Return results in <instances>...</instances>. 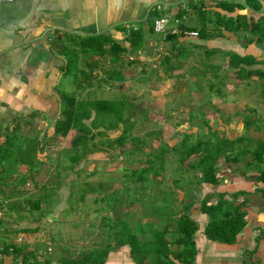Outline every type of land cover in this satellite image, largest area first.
I'll return each mask as SVG.
<instances>
[{
	"label": "crops",
	"instance_id": "crops-1",
	"mask_svg": "<svg viewBox=\"0 0 264 264\" xmlns=\"http://www.w3.org/2000/svg\"><path fill=\"white\" fill-rule=\"evenodd\" d=\"M216 1L222 0H12V2L0 4V144L3 142L5 132L17 127L21 135L39 137L41 151L45 148L44 153L39 152V154H44L43 159L41 158L44 161L45 158L48 159L47 157L50 156L47 151L54 148V141L51 142V139H56L52 137L53 127L55 122L61 118V96L68 95L77 101L122 99L123 93L120 86L123 85L109 80L108 90H114L115 86L119 85L116 91L110 92L112 97L104 99L79 98L78 95L82 88L78 84L77 78L63 75V67L66 62L65 55L70 50L66 39L69 40L70 44H73L74 48H78L79 42L84 38L97 36H107L123 43L126 38L125 32H122L123 25L132 23L140 26L145 32V42L144 46L138 51L135 61H145V63L140 62L139 67L141 69L147 71L152 67L156 71L155 80L153 81L151 80V70L146 74L141 72L140 77H138L144 88L142 93L136 94V96H140V101H144L147 94L150 93V96L152 98L156 97L157 101L164 102L167 96L172 101L177 102V105L179 102H185L186 99L190 101L191 99L190 103L194 106L195 103H202L203 97L205 98L203 103L205 104L207 101L206 105L208 106L210 104L208 100L211 97L199 94L201 90L199 85H206L210 92L215 93L214 96L220 97L222 95V82H224L226 73L230 77L236 78L235 70L228 67L226 53H233L241 58L245 56L254 58L257 61L256 64L243 66V68L246 72H264V43L257 44L255 39H252V43H247L249 32L240 31L233 34L223 31L222 37L207 39H200L199 36L185 38L181 34H168L173 37L170 40H163L157 34L149 35L146 32L149 30L147 22L152 21L156 16L160 17L162 15L160 12H152L151 8L161 4L170 6L163 14L180 18V25L176 26L172 23L169 30L178 28L180 31L197 32L196 29L200 28V22L197 19L194 7L200 8V6L207 14L211 10H217L227 17L236 18L237 15H243L247 18L248 23L251 19L257 22L260 18H264V2H262V10L258 13L249 9L227 13L213 8ZM233 2L243 4L244 1L234 0ZM185 3L190 10L180 17L178 14L183 11L181 4L185 5ZM191 15L194 20L188 25L185 20L187 17L191 18ZM192 23L194 25L198 23V26L191 25ZM207 26L209 30L212 29L211 24ZM107 47L106 45L105 48ZM96 60H98V57L93 56L94 62L92 63L94 67L97 66ZM148 63L152 65L150 66ZM94 71L99 72L97 69H94ZM246 72L243 79L236 78L238 89L241 92L244 90L246 92L257 86L260 97L264 99V93L262 92L263 80L255 75L246 77ZM73 73L75 74V72ZM128 81H130L129 84L132 83L131 80ZM69 82L73 86L71 91L67 88ZM125 83H128L127 80L123 82V84ZM250 83L255 87L250 86L249 88L248 84ZM217 88H219L218 92ZM96 91V88H92L88 93L93 94ZM210 92L206 91V94ZM192 97H195L196 102L192 100ZM237 104L238 107H243L245 102L242 100ZM200 108L199 106L196 109L200 111ZM252 112L254 113V111ZM202 113H193L197 114V117L200 116L201 121L199 124L206 122L202 119ZM253 115L255 117L252 119L256 120L258 116ZM193 118L189 113V119L186 122L189 125L193 124L192 121L195 120ZM82 121L85 125H87L86 122H90ZM206 123L209 125L208 122ZM227 127L225 124V128ZM196 129L199 131L198 127ZM215 129L211 128L212 131H217ZM28 132L29 134H27ZM183 132L185 131L182 130L181 134ZM236 132L238 131L228 134L225 131V134H221L220 137L234 140L237 138ZM71 133L75 134L70 131L65 138L58 136L59 139L67 141L66 149L69 148ZM44 142L46 143L45 146L43 145ZM50 157H53V155ZM217 163L222 165L220 161ZM242 165L245 166L244 163H239V166ZM226 169L222 168L218 171V184L215 186L202 184L201 187L197 188L195 183L194 185H187L188 178L196 182L191 176L176 177L172 180L175 181L181 178V187L173 190L177 193L179 202L183 200L187 193L195 202L188 212L189 217L197 225V231L194 235L196 248L194 264H264V198L258 191L264 190V185L257 183L256 178L258 175L253 171H246V168L236 173H231ZM250 174L252 175L250 176ZM200 176L199 174V178ZM160 179L162 180V178ZM113 187L108 189V193H115ZM237 192L246 193L247 203L244 207L246 225L237 236L236 242L227 245L208 240L203 234L208 218L199 212V203L213 193L233 194ZM40 195H44V193ZM101 195L103 196L102 193ZM101 195L97 194V198L98 196L102 197ZM215 200L214 195L211 197L209 204L214 203ZM42 205L43 203H41L39 211ZM141 209L143 208L141 207ZM109 211L113 215L112 206H109ZM112 215L111 217H113ZM3 221L1 222L2 230ZM35 234L39 235L35 231L27 234L30 236L28 237V245L32 243ZM48 237L49 239L54 238L51 235ZM2 239L5 242L14 240L8 239L6 236L4 238L2 236ZM55 239H57L56 242L54 240L46 242L49 246L51 244L56 245V254L49 256L52 264H58V259L64 251L69 254L70 251H73V249H69L70 247L60 248L58 246L69 245L67 240H64L65 243L61 244L59 236H55ZM84 239L85 244H83V241H80V243L86 246L88 242L85 234ZM95 241L96 239L93 243ZM113 242L107 240L104 244L101 243L103 246L107 244L114 246ZM28 245L21 247V249L24 248L29 252ZM117 248L108 253L105 264H135L131 259L129 247ZM31 250L33 251V249Z\"/></svg>",
	"mask_w": 264,
	"mask_h": 264
},
{
	"label": "trees",
	"instance_id": "trees-1",
	"mask_svg": "<svg viewBox=\"0 0 264 264\" xmlns=\"http://www.w3.org/2000/svg\"><path fill=\"white\" fill-rule=\"evenodd\" d=\"M233 1H216L213 8L227 13L245 9L258 13L262 10V2H264V0H243V4H240ZM194 11L200 22V28L196 29L200 39L222 37L223 31L233 34L244 31L249 32L247 43H252V39H255L257 44L264 43V18H260L257 22L251 19L248 23L247 18L243 15H237L236 18L227 17L217 10H211L207 14L202 6L200 8L194 7ZM184 14L185 11L183 10L178 15L181 17ZM209 24L212 25L211 30L207 26ZM147 25L149 30L146 32L152 35L154 33L152 21L147 22ZM123 31L125 32L124 29ZM172 38L171 35L165 37L167 40ZM144 42L145 32L138 26L137 30H131L126 35L123 43L107 36L88 37L79 42L78 48L80 54L85 58L93 56L100 58V56L107 55L112 63H119L121 60L132 63L135 62L134 58L144 46ZM106 45L107 48H105ZM65 56L63 75L75 78L73 71L76 69L77 53L69 50ZM225 56L228 57V67L235 70L237 79L245 77L246 70L243 66H251L257 63L254 58L248 56L241 58L233 53H226ZM252 75L264 82V72H246V77ZM106 78V81L122 84L120 73H110ZM218 91L219 88H217ZM262 92L264 93V87ZM132 110L133 105L127 98L112 101H77L68 95L61 96V118L54 124L52 137L65 138L70 131L75 133L70 139L69 150H66V158L70 162L68 169L74 170L79 162L92 151L89 147L97 148L98 144L92 142L95 135L100 137L98 143L104 147V151L115 148L122 149L128 142L135 145L145 144V140H139L131 135L134 125ZM82 120L90 121L89 126L83 124ZM202 124H190L173 147L161 145L157 150L147 154L145 168L123 175L124 182L133 185V189H125V199L130 200L128 205L132 206L141 202V199L137 197L128 198V191H135L138 184H140L141 191H145L146 183L154 185L156 177L162 176L166 154L171 155L179 163V168L176 169L178 175H181L184 170L187 172L196 171L201 175L200 178L196 179V182L188 178L187 185H194L195 183L197 188L201 187L202 184L217 185L216 164L221 159L230 164L244 163L246 171L255 172L258 175L256 182L264 185V117L261 120H252L249 116L243 117V125L246 127V131H249L252 125H256V131L263 133V138L255 140L243 135L234 140L223 138L219 136L217 131H212L206 122ZM201 126L205 127L206 130H203ZM196 127L199 128V131L193 133L192 129ZM118 130H121L120 135L115 139H109V133ZM40 146L41 142L38 136L21 135L17 127L5 132L3 142L0 144L1 193L11 187L15 189L19 185L33 181L40 173L47 161L46 158L42 161V155L39 154ZM247 155L251 157L252 161H246ZM19 167H25L27 171L21 175L18 181L12 182L11 179L12 177L16 178ZM58 168L59 163L56 170ZM109 183L108 186L98 183L95 187L86 184L87 188L82 189L80 200L83 201L86 193L101 192L103 196L96 201L108 203L115 211L118 205H122L119 204L122 201L118 200L114 193H108V189L111 187ZM180 183L181 178L172 181L173 188L181 187ZM258 191L264 198V190ZM159 193H161V201L164 206L161 213L152 212L157 219L156 223H148L145 226L139 225L136 233H134L133 227L123 219L111 221L103 218L101 227L110 228L106 238L112 239L117 247H129L131 259L135 264H194L196 255L194 235L197 231V225L189 217L188 212L195 202L188 196V193L179 202L177 193L170 188L161 190ZM214 195L215 202L209 204ZM245 196L246 193L244 192L213 193L199 203V212L208 218L203 232L208 240L227 245L236 242L237 236L246 225L244 207L247 200ZM46 201L47 196L40 195L35 200H27L26 204L30 211H39L41 203ZM113 249L111 244L96 246L78 252L77 256L64 251L58 259V264H105L108 253ZM40 251L28 252L24 248H16L15 250L17 256L23 257L22 264H52L49 256L41 261L37 260Z\"/></svg>",
	"mask_w": 264,
	"mask_h": 264
},
{
	"label": "rangeland",
	"instance_id": "rangeland-1",
	"mask_svg": "<svg viewBox=\"0 0 264 264\" xmlns=\"http://www.w3.org/2000/svg\"><path fill=\"white\" fill-rule=\"evenodd\" d=\"M192 18L193 16L191 18L187 17L185 22L190 25V22L194 20ZM191 25H194V23ZM194 26L197 27L198 23H195ZM159 36L162 38L161 35ZM158 39L157 41H159ZM66 42L69 43L67 46L70 50L77 53L76 69L73 72H75L74 76L82 88V91L80 90L81 92L78 95L79 98L104 99L112 97L110 92L116 91L119 85L115 86L114 90H108L107 86L110 83L105 80L106 75L113 72L120 73L122 80V84L120 85H123L121 89L123 93L122 99L127 98L133 105V112L131 113L134 125L131 135L139 140H145V144L140 145L139 143L135 145L132 142H128L122 149L115 148L114 150L104 151V147L98 143L100 137L95 135L92 142L98 144L97 148L89 147L90 151H92L86 155L83 162L78 164L74 170H70L68 169L70 162L66 158V150H69L70 147L66 149L67 141L56 137L55 140L51 139V142H55H53L54 148L51 151H47L53 157H47L46 164L43 165L40 173L35 177V181H28L26 183L28 185H19L15 189L11 187L7 190L5 189V192H0V199L7 201L6 212L3 217L6 220L3 221L4 225L2 226L1 235L3 238L6 236L8 239H14L20 232H27V235L35 231L39 235L35 234L33 236L34 239L27 249H30L29 251H32L31 249L33 251L40 249L41 251L37 255V260L40 261L47 256H54L56 254V245L51 244L49 252L46 251L45 247L47 246L44 245L50 240L56 242L55 236H59L61 244L67 240L69 245L63 244L58 246L60 248H65V246L70 247L69 249H73V251H70V254L75 256L84 249L103 246L104 242L108 240L106 234H108L107 231L110 229L99 225L103 221V218L111 221L114 219L116 221L125 219L133 227L134 233H136L139 225L145 226V222L156 223V218L152 212L155 211L156 214L158 212L161 213L164 206V203L161 201V193L159 192L168 188L177 190L172 186V180L176 177L191 176L192 179L196 180L199 178V174L196 171L190 170L187 172L184 170L181 175H178L176 169L179 168V163L171 155L166 154L164 157V172L161 177H156L154 185L146 183L147 188L144 185L145 191H141L140 184H138L135 191L127 192L128 198L137 197L141 199L140 203L132 206L128 205L130 200L125 199V189H133V185L125 183L123 175L145 168V160L149 155L148 153L157 150L161 145L174 146L179 141L182 130H187L189 126V123L186 122L189 119V113L195 119L192 123L198 125L201 121L200 116L197 117V114L193 113L203 112L202 119L208 122L212 129L216 128L219 136L225 134V131L228 134L238 131L235 133L237 134L236 137L242 134L246 137H252L254 140L263 138V133L256 131V125H252L249 131H246V127L243 125L244 116L254 118L253 114H255L258 116L256 120H261L264 117V99L260 97L258 87H255L251 83V85L248 84V87L253 86L255 88L241 92L238 89L236 78L230 77L226 73L224 82H222V95L220 97L214 96V92H210L206 88V85L200 83L201 86L199 85V88L201 90L199 94L211 97L208 100L210 103L208 106L206 105L207 101L205 104L203 103L205 101L203 97L202 103H195L194 106L190 103L191 99L190 101L186 99L185 102L181 103L178 101L177 105V102L172 101L167 96L164 102L157 101L156 97L152 98L150 96V93L147 94L144 101H140V96L137 95V97L136 94H140L144 90L138 78L141 72L146 74V72L151 70L152 81L155 80L156 75V71L152 67L147 71L139 67L140 62L145 63V61H130L132 63H127L121 60L119 63H112L110 58L104 55L96 60L97 66L94 67L92 63L94 62L93 57H83L80 54L79 48H74L68 39H66ZM156 49L158 48L156 47ZM134 59L136 60V58ZM148 64L152 65L151 63ZM94 69H97L99 72H95ZM126 80L128 83L123 84V81ZM128 80H131L132 83L129 84L130 81ZM70 83H68L67 88L71 91L73 86ZM92 88H96L97 91L93 94L88 93ZM206 91L210 93L206 94ZM194 98L192 97V100L196 102ZM242 100L245 102V106L238 107L237 103ZM199 106L201 107L200 111L196 109ZM86 124L88 125L89 122H86ZM225 124L228 126L227 128H225ZM201 127L203 130H206L205 127ZM120 131L109 133V139L117 138L121 133ZM192 131L193 133L198 132L196 128ZM72 136L73 133H71L70 138ZM43 145L45 146L46 143L44 142ZM44 149L41 151L42 153L45 152ZM219 161L222 162V165L216 164L217 173L222 168H227L226 170L231 173H236L245 168V166H239V164L229 165L230 163L224 162L222 159ZM246 161H252L249 155H247ZM56 162L57 164L59 163L58 170H56ZM26 171L24 167H19L16 178L12 177L11 181H18ZM150 178L152 179V176ZM98 183H102L105 186H108L107 184L109 183L111 187L114 186L113 192H115V197L122 201V203H119L122 205H118V208L113 211V215L109 211L110 205L108 203L96 201L100 198V196L97 198V194L101 195L100 192L93 194L86 193L83 201L80 200L82 189L87 188L86 184L95 187ZM41 193L47 196V201L43 202L40 211H30L26 205L27 200L38 198ZM100 233L102 234L100 235ZM84 234L88 242H86V246H83L85 244ZM49 235L54 238L49 239ZM28 237L30 236L27 235V240ZM95 239L96 241L93 243ZM0 240H2L1 236ZM80 241H83V244ZM108 241L113 242L112 239ZM112 247L117 248L115 243ZM11 264L15 263L12 262Z\"/></svg>",
	"mask_w": 264,
	"mask_h": 264
},
{
	"label": "built area",
	"instance_id": "built-area-1",
	"mask_svg": "<svg viewBox=\"0 0 264 264\" xmlns=\"http://www.w3.org/2000/svg\"><path fill=\"white\" fill-rule=\"evenodd\" d=\"M9 2H12V0H0V4L9 3ZM186 5H187L186 3L185 5L181 4V7L185 11V14L189 12L190 10L189 7ZM169 7L170 6L161 4V5H155L151 8V11L154 13L156 12L162 13L160 17L152 19V29H153L154 34L161 35L163 40L168 34H176V35L181 34V36L185 38L197 37L198 34L195 31H187V30L180 31L178 28L169 30V26L172 23L176 26L180 25L179 18L170 17L166 14H163L164 12L167 11ZM123 29L125 30V34L128 35L131 30H134V31L137 30L138 25L132 24V23L124 24ZM129 59L132 60V58H129ZM42 157L44 156L42 155ZM6 204H7V201L0 199V236L1 237H2L1 222L4 220L3 217L6 212ZM28 244L29 242L27 240V235L24 233H18L12 242H5L3 239L0 240V264H11L12 262L15 264H22L23 257L21 255L17 256L15 250L16 248H21ZM46 245H47L46 251L49 252L51 250L50 246L48 243Z\"/></svg>",
	"mask_w": 264,
	"mask_h": 264
},
{
	"label": "water",
	"instance_id": "water-1",
	"mask_svg": "<svg viewBox=\"0 0 264 264\" xmlns=\"http://www.w3.org/2000/svg\"><path fill=\"white\" fill-rule=\"evenodd\" d=\"M120 88L122 89V86H120Z\"/></svg>",
	"mask_w": 264,
	"mask_h": 264
}]
</instances>
